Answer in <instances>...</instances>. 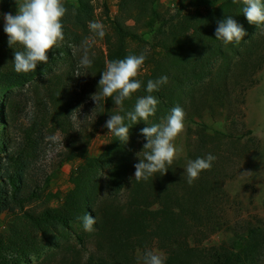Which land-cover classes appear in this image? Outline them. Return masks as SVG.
Wrapping results in <instances>:
<instances>
[{
	"label": "trees",
	"instance_id": "1",
	"mask_svg": "<svg viewBox=\"0 0 264 264\" xmlns=\"http://www.w3.org/2000/svg\"><path fill=\"white\" fill-rule=\"evenodd\" d=\"M193 1L191 13L168 15L159 0L149 6L139 0H118L116 14L106 15L102 47L88 48L90 69L80 61L90 44L85 36L94 18L91 0H62L67 13L62 19L61 48L50 51L48 63L33 72L14 70V52L23 48L10 47L0 27V209L10 215L0 233V264H142V254L154 248L163 252L165 264L254 263L264 245L258 229L249 228L230 247L208 248L195 242L198 234L206 236L224 225V184L233 175L236 159L248 155L249 146L241 140L247 136L253 141L252 132L210 130L193 117L204 112L214 118L223 115L230 109L234 87L241 86L243 92L256 84L254 77L264 65V37L254 31L262 25L247 21L242 3ZM4 13H10L9 0H0V17ZM227 16L247 33L239 45L215 38L218 21ZM184 27L190 35L182 33ZM154 29L147 50L144 32ZM141 54L146 56L147 70L137 77L141 88L123 102V111L111 98L95 105L91 97L101 92L99 80L106 62ZM62 57L67 68L57 72L55 63ZM161 76L168 77L167 84L148 93L147 82ZM25 83L32 86L31 112L28 125L21 127L22 103L16 96L19 90L13 88ZM146 95L159 101L155 115L131 125L127 142H121L105 127L106 111L125 115ZM176 106L184 110V122L197 125L196 141L166 174H156L141 185L139 195L122 199L121 192L135 181L134 165L150 151L143 148L147 141L141 129L164 122ZM80 108L85 124L76 128L72 119ZM100 129L108 132L107 142L98 156L90 157V143ZM56 133L65 144L53 170L81 161L70 172L65 194L49 190L47 174L33 170L42 136ZM207 154L216 157L211 169L190 185L189 161ZM85 214L95 217L94 231L84 230ZM90 239L94 251L86 255L85 243Z\"/></svg>",
	"mask_w": 264,
	"mask_h": 264
},
{
	"label": "rangeland",
	"instance_id": "2",
	"mask_svg": "<svg viewBox=\"0 0 264 264\" xmlns=\"http://www.w3.org/2000/svg\"><path fill=\"white\" fill-rule=\"evenodd\" d=\"M22 2L23 0H9L10 13L15 15L17 7ZM159 2L169 11L168 15L191 13L195 8L193 0H163L162 2L159 0ZM91 3L94 7L92 22H100L104 26V29H106V15L113 17L116 14L118 0H91ZM4 26V14H2L0 17V27L3 31ZM160 27V24L156 26L157 29ZM155 30L144 32V38L148 43L145 45V49L147 50L152 42ZM255 32H260L264 37V25ZM182 33L190 35L191 30L185 28ZM85 41L94 47H102V39L90 27L87 29ZM59 48H61L60 44H58L54 51L57 52ZM59 53L60 56L62 53ZM65 59V57H62L61 60L56 61L55 70L57 72L66 70ZM146 70V66H143L139 75L145 73ZM254 80H256V84L243 92L240 90L241 86L234 87L235 89L231 91V99H229L231 100L230 109L225 110L223 115H218L214 118L208 112H204L200 118L193 117L194 120L205 123L210 130H220L224 133L237 135L241 134L242 130H250L253 140H248L249 137L247 136L241 140V144L245 143L249 146V153L247 156L236 159L232 164L233 168L231 172L233 175L225 181L226 201L223 206L225 223L220 230L214 233H208L206 236H203L204 232L198 234L195 242L200 241V246L208 248L212 246L230 247L244 236L249 228L258 229L264 242V65L256 74V77H254ZM13 90H19L16 94L17 100L22 103L19 124L21 127H26L29 123L31 112L29 101L30 96H32L31 83H25L20 87L13 88ZM110 115H114V110L110 109L106 111L105 123L110 118ZM72 121L76 128L84 126V109L80 108L76 111ZM184 124V131L174 141L177 149L176 159L186 155L197 137V125L192 121L184 122ZM50 136L59 137L63 140V145L65 144L64 138L59 133L53 135L44 134L39 145V160L34 162L33 170L37 174H47L49 190L65 194L70 188V172L81 161L75 160L72 163L65 164L59 170H53L58 160V154L63 151L64 146L48 140ZM107 139L108 132L103 129L98 130L90 143L88 156H98ZM153 178L150 177L146 181L135 180L128 189L121 192V198L126 200L131 195H139L141 185L147 184ZM51 205L55 206L56 202L51 203ZM9 220V213L0 209V233L6 230L5 226ZM85 246L87 248L86 255L94 251L91 239L86 241ZM153 252L163 254L162 251L156 248H154ZM253 264H264V245Z\"/></svg>",
	"mask_w": 264,
	"mask_h": 264
},
{
	"label": "clouds",
	"instance_id": "3",
	"mask_svg": "<svg viewBox=\"0 0 264 264\" xmlns=\"http://www.w3.org/2000/svg\"><path fill=\"white\" fill-rule=\"evenodd\" d=\"M233 4L243 5V14L250 24L264 25V0H232ZM67 13V8L62 0H23L17 7L15 15L4 13V32L8 36L10 47L20 45L23 51L14 52V70L17 73H29L37 69L38 65L47 64L48 53L54 50L64 40L62 19ZM90 29L101 39L105 36L104 26L100 22H90ZM245 29L231 16L218 21L215 38L225 44L239 45L246 36ZM87 45L80 61L84 69H90L93 60L89 57ZM146 56L141 54L128 55L124 59L106 62V68L101 73L99 85L101 92L92 95L95 105L111 98L116 106L123 111V102L131 99L134 93L141 88L137 79L144 65ZM80 74H77L79 76ZM168 77L161 76L157 80L147 82L146 91L152 93L167 84ZM159 101L153 95H146L137 99L134 111L125 115H110L105 127L112 132L121 142H127L129 128L140 120L147 121L157 111ZM125 119L131 124H125ZM185 112L180 106L173 107L166 120L141 129L146 138L143 148L150 151L144 153V159L134 165L135 180H148L156 174L164 175L176 159L177 149L174 141L185 129ZM48 140L62 144L57 136H50ZM64 146V145H63ZM216 157L207 154L206 158H196L189 161L186 168L188 183L191 185L199 178L202 171L210 170ZM85 231H94L95 217L85 214L82 218ZM142 264H165L166 257L153 251H146L140 257Z\"/></svg>",
	"mask_w": 264,
	"mask_h": 264
},
{
	"label": "crops",
	"instance_id": "4",
	"mask_svg": "<svg viewBox=\"0 0 264 264\" xmlns=\"http://www.w3.org/2000/svg\"><path fill=\"white\" fill-rule=\"evenodd\" d=\"M160 1L162 2L163 0H160ZM139 2L142 3V4H144V5H146V6H149L151 4L152 0H139ZM185 28L186 29H189L187 27H184L183 29H185ZM182 32H183V30H182Z\"/></svg>",
	"mask_w": 264,
	"mask_h": 264
}]
</instances>
